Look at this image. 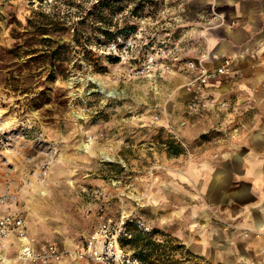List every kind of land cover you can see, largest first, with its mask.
Returning a JSON list of instances; mask_svg holds the SVG:
<instances>
[{"label": "rangeland", "instance_id": "374dc122", "mask_svg": "<svg viewBox=\"0 0 264 264\" xmlns=\"http://www.w3.org/2000/svg\"><path fill=\"white\" fill-rule=\"evenodd\" d=\"M207 10L177 0H0V196L17 197L33 237L68 251L104 218H123L124 248L149 264H221V245L184 240L207 228V184L186 175L221 158V102L195 95L189 78L128 76L105 48L116 32L140 31L142 50L179 42L182 60L212 70L221 23Z\"/></svg>", "mask_w": 264, "mask_h": 264}, {"label": "crops", "instance_id": "0c3cea01", "mask_svg": "<svg viewBox=\"0 0 264 264\" xmlns=\"http://www.w3.org/2000/svg\"><path fill=\"white\" fill-rule=\"evenodd\" d=\"M177 1L208 8L206 20L221 23L211 31L221 34V60L231 59V73L216 78L203 90L204 95L213 93L223 104L221 158L188 167V182L207 184L199 213L208 219L200 239L188 232L184 240L202 251L221 245V264H264V0ZM215 14L220 19H211H217ZM174 77L184 84L189 75L175 70L162 78ZM177 199L176 195L172 202L177 203ZM171 219L170 225L177 223ZM26 228L37 246L51 243L33 237L27 220ZM10 256V264H21L13 250ZM84 262L91 261L67 255L55 264Z\"/></svg>", "mask_w": 264, "mask_h": 264}, {"label": "built area", "instance_id": "2783aa9c", "mask_svg": "<svg viewBox=\"0 0 264 264\" xmlns=\"http://www.w3.org/2000/svg\"><path fill=\"white\" fill-rule=\"evenodd\" d=\"M139 34L140 31L117 33L105 46L109 56L128 65V76L159 79L176 70L189 75L188 86L195 95H199L216 78L231 73L229 58L222 59L212 70L194 60H182L179 42H173L171 45L162 42L159 46L149 45L142 50ZM126 223L127 220L123 218L119 222L104 218L90 234L68 251L60 249L54 243L37 246L27 235L26 219L18 206L17 197L12 194L2 195L0 264L11 263L12 250L14 258L21 264H55L67 255L77 260H89L99 264H145L119 243L120 238L127 237ZM137 225L141 230H148L140 221H137Z\"/></svg>", "mask_w": 264, "mask_h": 264}, {"label": "bare ground", "instance_id": "6f19581e", "mask_svg": "<svg viewBox=\"0 0 264 264\" xmlns=\"http://www.w3.org/2000/svg\"><path fill=\"white\" fill-rule=\"evenodd\" d=\"M212 44V40L210 39L209 40V45H211ZM214 53H216V55H214L213 57H217L218 55H220L221 54V47L220 48H218ZM89 81H92V82H94V83H96L97 84V86L101 89V91L102 92H106V94H107V96L109 95H113L114 93H115V91H114V89H112V88H109L108 90H106L105 89V83L103 82V81H101V79H98V78H89L88 79ZM76 81H78V82H84V80L82 79H78V80H76ZM106 90V91H105ZM101 154H102V156L103 157H105L106 158V155H105V153H103V152H101Z\"/></svg>", "mask_w": 264, "mask_h": 264}, {"label": "trees", "instance_id": "16d2710c", "mask_svg": "<svg viewBox=\"0 0 264 264\" xmlns=\"http://www.w3.org/2000/svg\"><path fill=\"white\" fill-rule=\"evenodd\" d=\"M128 31H129V30H122V31H120V32H116V33H114V35L117 34V33H126V32H128ZM106 33H107V32H106ZM114 35H112L110 38H108V39L106 40V43H107L109 40H111L112 37H113ZM110 60L116 61V60L113 59V58L110 59ZM126 224H127V223H126ZM141 234H142V233L137 234L135 240H136V239H139L140 236H142ZM124 240H125V238H120V240H119V243H120V245H121L122 247H124V243H123ZM132 253H133V256H134L135 258H137L138 260H140L141 262H143V263H145V264H149L148 262L145 261L144 258H141V256H139V255L137 254V252L132 251Z\"/></svg>", "mask_w": 264, "mask_h": 264}]
</instances>
